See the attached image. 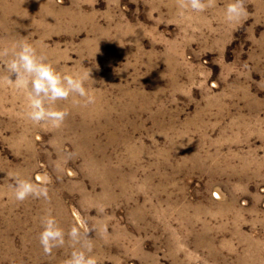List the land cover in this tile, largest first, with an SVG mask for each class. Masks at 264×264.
<instances>
[{
	"label": "rangeland",
	"instance_id": "1",
	"mask_svg": "<svg viewBox=\"0 0 264 264\" xmlns=\"http://www.w3.org/2000/svg\"><path fill=\"white\" fill-rule=\"evenodd\" d=\"M228 2L181 19L178 0H0V264H64L67 236L39 244L47 214L99 264H264V0L231 26ZM21 41L90 72L59 128L7 82ZM10 174L49 199L15 201Z\"/></svg>",
	"mask_w": 264,
	"mask_h": 264
},
{
	"label": "clouds",
	"instance_id": "2",
	"mask_svg": "<svg viewBox=\"0 0 264 264\" xmlns=\"http://www.w3.org/2000/svg\"><path fill=\"white\" fill-rule=\"evenodd\" d=\"M211 4V0H178L176 15L181 19L189 17V10L203 13ZM242 0H229L222 10L223 22L229 26L238 23L246 16ZM194 31L196 29H193ZM9 55L8 50H0V57ZM4 72L8 74L7 82L21 88H30L25 92L26 104L24 117L33 126H50L59 128L63 124L66 111L53 107L57 101L67 100L69 97L84 98L91 103V90L85 87V81L90 79V72L77 73L72 71H58L53 62L43 55H38L33 44L21 41L14 44L10 58L4 61ZM13 183L12 198L17 202L25 199H49L46 187L34 184L30 179L19 174H10ZM39 244L45 255H50L53 249L62 248L66 244V236L71 242L72 251L64 264H99L98 258L90 254L92 245L81 240L80 228L71 227L67 233L59 226L57 219L47 214L41 218ZM79 244L80 247H74Z\"/></svg>",
	"mask_w": 264,
	"mask_h": 264
}]
</instances>
